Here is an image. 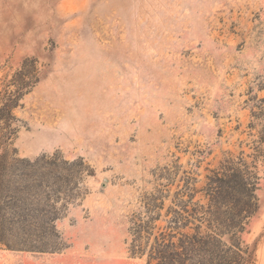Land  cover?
<instances>
[{
    "label": "rangeland",
    "instance_id": "374dc122",
    "mask_svg": "<svg viewBox=\"0 0 264 264\" xmlns=\"http://www.w3.org/2000/svg\"><path fill=\"white\" fill-rule=\"evenodd\" d=\"M261 141L264 0H0V264H144L143 198L239 156L258 206L239 237L264 264ZM22 160L55 214L43 252L22 248Z\"/></svg>",
    "mask_w": 264,
    "mask_h": 264
},
{
    "label": "trees",
    "instance_id": "16d2710c",
    "mask_svg": "<svg viewBox=\"0 0 264 264\" xmlns=\"http://www.w3.org/2000/svg\"><path fill=\"white\" fill-rule=\"evenodd\" d=\"M14 104L15 100H10L4 105L6 113L10 114ZM258 156L264 161V149ZM20 163L24 165L20 174L24 183L20 222L26 236L22 248L43 252L47 248L29 239L41 229L51 228L55 214L52 206L40 208L36 188L41 181L28 172L35 165L25 160ZM181 180L182 186L173 192L155 189L143 198L142 210L131 218L128 228L129 256L144 264H247L250 256L239 236L258 208L255 166L242 156L224 160L209 172L199 191L193 188L191 178ZM197 192L204 197V204L194 201Z\"/></svg>",
    "mask_w": 264,
    "mask_h": 264
}]
</instances>
